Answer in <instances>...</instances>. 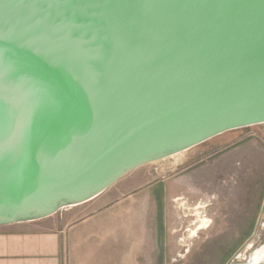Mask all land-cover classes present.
<instances>
[{
	"label": "water",
	"instance_id": "water-1",
	"mask_svg": "<svg viewBox=\"0 0 264 264\" xmlns=\"http://www.w3.org/2000/svg\"><path fill=\"white\" fill-rule=\"evenodd\" d=\"M260 123L264 0H0V225Z\"/></svg>",
	"mask_w": 264,
	"mask_h": 264
},
{
	"label": "rangeland",
	"instance_id": "rangeland-1",
	"mask_svg": "<svg viewBox=\"0 0 264 264\" xmlns=\"http://www.w3.org/2000/svg\"><path fill=\"white\" fill-rule=\"evenodd\" d=\"M263 194L264 123H260L139 166L100 198L59 213L81 217L106 201L135 205L138 245L124 252L130 246V240H124L129 221H124L122 264H227L252 235ZM123 214L124 219L132 215ZM251 243L248 253L264 244V213ZM248 253L242 251L235 262H244ZM108 254L102 251L94 264H113L105 258Z\"/></svg>",
	"mask_w": 264,
	"mask_h": 264
},
{
	"label": "crops",
	"instance_id": "crops-1",
	"mask_svg": "<svg viewBox=\"0 0 264 264\" xmlns=\"http://www.w3.org/2000/svg\"><path fill=\"white\" fill-rule=\"evenodd\" d=\"M135 208L106 201L81 217L58 211L33 221L0 225V264H94L93 259L102 251L111 253L105 258L113 260V264L117 260L122 264L124 221H129L124 240H130L124 252L138 245L139 225L133 223H139V213ZM123 213L132 215L124 219Z\"/></svg>",
	"mask_w": 264,
	"mask_h": 264
},
{
	"label": "bare ground",
	"instance_id": "bare-ground-1",
	"mask_svg": "<svg viewBox=\"0 0 264 264\" xmlns=\"http://www.w3.org/2000/svg\"><path fill=\"white\" fill-rule=\"evenodd\" d=\"M253 250H255V251L253 253V257L250 259L249 262L244 261V262H238L236 264H264V244L257 246L256 248L252 249V251ZM250 256H252V253H250Z\"/></svg>",
	"mask_w": 264,
	"mask_h": 264
},
{
	"label": "flooded vegetation",
	"instance_id": "flooded-vegetation-1",
	"mask_svg": "<svg viewBox=\"0 0 264 264\" xmlns=\"http://www.w3.org/2000/svg\"><path fill=\"white\" fill-rule=\"evenodd\" d=\"M263 203H264V194H263V200H262V205H261L262 207H263V205H264ZM262 207H261V208H262ZM245 252H246V251H245ZM247 253H248V251H247ZM229 260H230V259H229ZM234 261H235V260H234Z\"/></svg>",
	"mask_w": 264,
	"mask_h": 264
}]
</instances>
